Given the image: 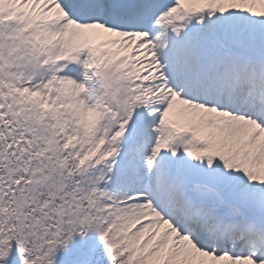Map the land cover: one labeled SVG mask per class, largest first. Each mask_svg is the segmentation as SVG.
I'll return each instance as SVG.
<instances>
[{"label": "snow or ice", "instance_id": "snow-or-ice-1", "mask_svg": "<svg viewBox=\"0 0 264 264\" xmlns=\"http://www.w3.org/2000/svg\"><path fill=\"white\" fill-rule=\"evenodd\" d=\"M0 264H264V0H0Z\"/></svg>", "mask_w": 264, "mask_h": 264}]
</instances>
